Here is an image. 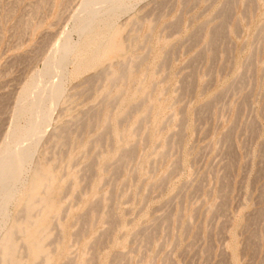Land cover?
<instances>
[{"label": "rangeland", "instance_id": "rangeland-1", "mask_svg": "<svg viewBox=\"0 0 264 264\" xmlns=\"http://www.w3.org/2000/svg\"><path fill=\"white\" fill-rule=\"evenodd\" d=\"M81 1L0 0V156L9 128L24 123L16 113L23 88L56 54ZM131 7L118 18L129 48L69 80L37 148L59 180L60 218L47 220L51 264H264V0ZM137 55L146 59L133 67L116 114L122 84L111 87L106 72ZM139 78L144 94L130 97ZM142 112L148 121L138 122ZM12 212L10 223L23 219Z\"/></svg>", "mask_w": 264, "mask_h": 264}, {"label": "bare ground", "instance_id": "bare-ground-1", "mask_svg": "<svg viewBox=\"0 0 264 264\" xmlns=\"http://www.w3.org/2000/svg\"><path fill=\"white\" fill-rule=\"evenodd\" d=\"M137 1L140 0H82L80 2V8L79 10H77L78 12L76 14L74 13L75 15L73 14L74 16L72 19L71 28L69 30L62 32L63 33V34L61 33L62 37L60 38L61 36L60 35L59 36L60 40L59 39H58L59 41L57 40L58 43H56V47H55L56 54L54 55L50 54L49 57H47V62L44 68L41 71L39 70L37 74L35 73L36 75L34 76L32 75L33 78L31 82L27 83L26 86L23 88L19 100L18 102H16L18 103V105H16L17 106L16 113L18 116L21 117L23 116L24 123H20L19 121L13 124L11 128H9L10 129L8 132L9 140L5 142L7 143V146L6 148L5 146L3 147L4 150H2L0 156V264H30L31 260L33 259L34 260L41 259V264L52 263L54 256L52 254V250L47 246V239L51 235L49 230V223L47 220L52 218H55V220L56 219L59 220L60 218L59 211L58 209H56V206L54 204L55 189L59 188V180H58V175L55 172V168H54L55 166L53 162L48 165H44L41 163V160L39 158L35 157L37 148L39 143L43 139L45 133H47L46 124L51 119L52 112L54 111L56 106L62 103L64 99L66 85L69 82V80L78 76L83 71H86L95 65L103 63L114 52L124 51L126 50V48H129V44L126 45L122 40L118 39V35L122 30V26L119 24L118 18L121 14L127 12L129 8H132L131 6H133V3ZM222 24L224 25V23ZM219 25L221 26V23ZM219 25L217 31L222 30L219 29L220 27ZM74 31L78 34V39L75 41L72 40L70 36L71 33ZM220 33H218L219 34V36H217L218 38L221 36ZM159 37L160 36L158 35L157 39H159ZM215 38L216 37H214V39ZM213 43L215 42H212L211 44ZM145 51L146 52H144V54L148 56L147 54L148 50ZM145 55L129 56L128 59H126V62H124L123 67L122 65L119 66L121 67L120 71L109 68L106 72V81L107 83H111L110 84L111 87H112V83L118 81L121 82L122 84L121 86L117 87V89L115 90V97H114L115 102H113V104L117 102V107L115 112L116 114H120L125 109L124 105L127 102L125 100L127 99L126 96H128V89L125 88L124 85L129 81L133 73V67L138 66L137 65L138 63H141L146 59ZM136 70H138V68L137 69L135 68V71ZM49 72L50 73L55 72L57 78L54 80L51 79L49 81L47 80L44 81L43 77ZM52 77L53 76H51L50 78ZM46 79H48V77ZM142 83H143L142 78L137 79L134 88L135 91L133 94H131L130 97H134L135 94H138L140 92L144 94ZM99 86L101 87V85ZM104 93L106 96H109L111 95V90L105 89ZM110 104L112 103H109V105ZM136 104L138 105L139 103H137L136 101ZM137 105H135L136 108ZM132 106L130 109L133 111ZM130 109L128 108V111ZM150 109L151 106L149 107L148 110ZM131 110L129 112H131ZM148 110H146L148 112L147 115L150 113ZM143 117H147L145 116L144 112H142L137 116L138 122L141 119L143 120ZM106 119L108 120V118ZM146 120L147 121L149 120L148 117L146 118ZM108 123L109 121L107 122V125L109 127ZM107 125H105L106 128ZM131 130H133V128ZM109 131L110 130H108V133L111 132ZM115 134L118 135V132H115ZM110 138L111 136L109 137V139ZM112 140L113 139H111L110 141ZM111 145L113 144H110V146ZM102 150L103 152L105 151V149ZM125 153L126 152H124V154ZM161 153H163V150ZM122 156L120 157L121 159H123V161H124V157L127 160L129 159L128 157H126L129 156L128 154L127 155L125 154L123 157ZM120 161L123 162L122 160ZM94 164H97V162ZM107 165L108 164H106V166ZM107 167H105V169ZM94 171L95 170L92 169L93 173ZM111 172H114V170ZM63 173H65L64 170ZM82 179L83 177H81V180ZM65 187L68 190L66 191V189L64 188L65 189L64 191H66L64 192V194H68L67 192H69L70 187L69 185L68 186L66 185ZM64 194L62 196L63 198H65L66 196ZM59 201H61V199ZM67 201H69V199H67ZM79 201L80 200H78V202ZM13 207L17 210H21L24 216L21 221H17L16 218L15 223L12 224L10 223V218L13 213L12 212ZM66 209H67V204H66ZM62 211L63 213L65 212V210H61L60 212L62 213ZM97 211H99V209L96 210V214H94V217L96 215H99L101 209L99 213ZM107 213L108 212L104 214L106 215ZM62 214L61 216L63 218V215L66 214L63 215ZM111 215L109 213V216L108 214L106 216H108L107 217L108 219L115 218L113 216L111 217ZM107 218H105L106 223H107ZM53 222L55 221L53 220ZM114 223L115 221L111 222V224ZM109 227L112 226L110 225ZM82 231L86 232L88 231V228L86 231L83 230L82 228ZM75 233L77 234L76 231ZM75 233H74V237L76 238ZM57 236L60 237L61 235L59 236L57 234ZM77 236L79 238L80 236L79 233ZM95 238L96 239L94 240L97 241V237ZM77 240L79 241V239ZM22 248H24L25 250L24 251L25 254L23 253L24 255L20 253ZM94 258L98 260V257L97 258L94 257ZM90 259H92V257H90ZM151 263L153 262L151 261ZM38 264H40V261L38 262Z\"/></svg>", "mask_w": 264, "mask_h": 264}]
</instances>
